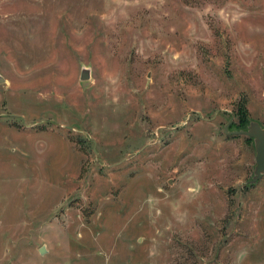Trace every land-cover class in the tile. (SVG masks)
<instances>
[{
  "label": "rangeland",
  "instance_id": "374dc122",
  "mask_svg": "<svg viewBox=\"0 0 264 264\" xmlns=\"http://www.w3.org/2000/svg\"><path fill=\"white\" fill-rule=\"evenodd\" d=\"M230 121L264 129V0H0V264H264Z\"/></svg>",
  "mask_w": 264,
  "mask_h": 264
},
{
  "label": "water",
  "instance_id": "95a60500",
  "mask_svg": "<svg viewBox=\"0 0 264 264\" xmlns=\"http://www.w3.org/2000/svg\"><path fill=\"white\" fill-rule=\"evenodd\" d=\"M90 78V73L87 69H82L79 79L87 81ZM231 121L224 127V132L228 136H245L251 138L254 142L255 149V167L253 179L251 183H255L264 175V129L257 123H250L245 131H228ZM45 250L43 247L39 249V254L43 255Z\"/></svg>",
  "mask_w": 264,
  "mask_h": 264
},
{
  "label": "trees",
  "instance_id": "16d2710c",
  "mask_svg": "<svg viewBox=\"0 0 264 264\" xmlns=\"http://www.w3.org/2000/svg\"><path fill=\"white\" fill-rule=\"evenodd\" d=\"M239 112H240L241 115H243V114L245 115V114H246L245 111H243V110H241V109H240Z\"/></svg>",
  "mask_w": 264,
  "mask_h": 264
}]
</instances>
